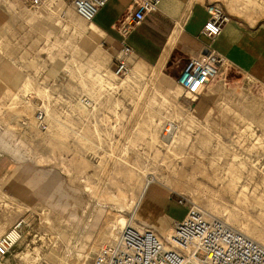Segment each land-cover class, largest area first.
<instances>
[{
    "label": "rangeland",
    "instance_id": "rangeland-1",
    "mask_svg": "<svg viewBox=\"0 0 264 264\" xmlns=\"http://www.w3.org/2000/svg\"><path fill=\"white\" fill-rule=\"evenodd\" d=\"M201 1L220 5L232 18L247 22L254 18L264 24V8L254 4L230 12L224 0ZM71 2L48 0L34 8L30 0H0V161L10 164L2 176L7 185H0V236L22 222L23 237L0 258V264H88L101 246L112 242L108 222L120 216L164 237L145 206L134 216L128 202L139 196L144 174L148 183L156 180L178 199L188 200L186 206L195 204L264 245L263 86L225 65L210 83L223 85L229 96L205 100L202 95L191 100L182 93V115L192 113L200 103L201 116L205 114L207 120L200 122L204 129L191 127L192 142L168 152L183 120L172 117L168 105L161 106V96L175 87V77L189 58L177 49L163 67L172 86L158 87L151 78L120 86L132 76L134 58L130 57L127 75L112 79L109 71L115 72L117 54L110 56L98 34L83 35L74 29V20L83 26L87 23ZM137 65L144 68L140 62ZM95 71L118 88H100L91 76ZM25 82L29 83L26 91ZM256 100L261 104H253ZM226 106L263 139L253 145L248 132H241L245 124ZM207 130L231 147L221 154L214 136L210 145L196 141L197 136L207 137ZM236 152L243 157L245 169L235 191L249 183L250 191L255 190L250 204L236 201L227 189L226 169ZM68 212H76L84 223L72 220Z\"/></svg>",
    "mask_w": 264,
    "mask_h": 264
},
{
    "label": "built area",
    "instance_id": "built-area-1",
    "mask_svg": "<svg viewBox=\"0 0 264 264\" xmlns=\"http://www.w3.org/2000/svg\"><path fill=\"white\" fill-rule=\"evenodd\" d=\"M48 0H30V6L38 8ZM108 0H72L78 15L93 21L97 12ZM160 0H132L129 13L115 26L124 39L129 30L157 12ZM208 20L201 35L214 41L221 33L230 16L218 4H206ZM115 57V72L125 76L129 72L132 49L121 42ZM201 58H189L178 72L175 81L183 94L191 100L201 97L209 83L217 76L224 57L205 48ZM85 105L88 104L85 102ZM42 119V114H38ZM179 204L188 200L181 197ZM21 224H13L0 236V258L10 252L21 235ZM199 254H202L199 256ZM88 264H264V246L241 234L224 221L207 217L200 208L190 205L184 218L173 227V234L165 239L151 228H135L128 225L122 229L112 244L99 249Z\"/></svg>",
    "mask_w": 264,
    "mask_h": 264
},
{
    "label": "crops",
    "instance_id": "crops-1",
    "mask_svg": "<svg viewBox=\"0 0 264 264\" xmlns=\"http://www.w3.org/2000/svg\"><path fill=\"white\" fill-rule=\"evenodd\" d=\"M224 1L230 12L248 9L253 4L264 8V2L259 0ZM189 3L190 0H160L157 12L131 28L124 39L115 26L129 13L132 0H108L94 16L92 23L99 31L100 43L110 51H107L110 56L111 52L117 54L120 42L124 40L132 49L131 57L137 62L140 59V63L155 64L167 49L164 65L167 67L177 49L188 58L199 60L205 48H210L225 58V65H231L264 88V24H258L254 18L247 22L230 16L220 35L214 41H209L201 35L208 20L206 3L201 0ZM9 167L10 164L0 161V185H7V179L2 176ZM14 177L10 180L11 185ZM144 193L145 207L152 214L156 230L166 231L184 218L187 206L179 204L178 197L160 182L149 181Z\"/></svg>",
    "mask_w": 264,
    "mask_h": 264
},
{
    "label": "bare ground",
    "instance_id": "bare-ground-1",
    "mask_svg": "<svg viewBox=\"0 0 264 264\" xmlns=\"http://www.w3.org/2000/svg\"><path fill=\"white\" fill-rule=\"evenodd\" d=\"M194 2V0H190V3ZM189 3V4H190ZM42 6V5H41ZM40 6H38L39 8ZM232 12V11H231ZM80 18H82L87 24L85 26H83L81 23L79 24V22H77V20H74L75 23V26H74V29L76 31H78L79 33L81 34H90V35H93V34H99V31L98 29L95 27V25L92 23V21H87L85 20L83 17H81L80 15H78ZM167 55H168V51L167 49H165L163 51V53L161 54V56L159 57V60L155 63V64H146V63H142L144 68H140L137 63L139 64V61H135L134 60V65H133V74L132 76H127L124 80L121 81L120 83V86L122 85H126L128 86L129 83L131 82H134V80L136 79H142V78H151V82L153 85H157L158 87H163L164 84H168L170 86H172L173 82L171 80H167L165 78V75L163 73V67L165 65V62H166V59H167ZM197 60V59H195ZM136 63V64H135ZM223 66H225V60L223 61V63L221 64V66L219 68H222ZM93 70V69H92ZM91 71V70H90ZM105 72V71H104ZM226 72V71H225ZM109 74L111 75V78L112 79H115L116 76H118L116 74V72H111L109 71ZM89 75H91V73H89ZM93 80H95V83L96 85H98L100 88H106L108 90H115L116 88H118L119 85H117L116 83H114L112 80L110 79H107V78H104L103 75L97 71L94 72L93 75ZM119 77V76H118ZM175 81V80H174ZM28 86H29V83H24L23 84V87L26 90H28ZM152 89V88H151ZM183 89L181 88V86L178 85V83L175 81V87H170L166 90H164V93L163 95L161 96L162 98V104L161 106H166L168 105L171 110H172V117L174 118H179L181 117V119L183 120V124H182V128H181V131H179V135L177 137H174L173 140L171 141L170 143V146H169V150L168 152H172L173 151V148L175 146H180V148H183L184 146L188 145V143L191 141V136H190V129L192 126H198V128L202 127L200 122L201 121H204L207 120L205 118V114L201 116V109L198 108V106L200 107V103H198V106H196V108L194 109V111L190 114H186V115H182V105L181 103H179V97L181 96V94L183 93ZM91 94V91H89V95ZM229 93L223 89V85H216L215 87L211 85V83H209V85L207 86V89L206 91L204 92L203 96L205 97V100L207 97H211V96H220V95H224V96H229L228 95ZM14 98H17V96L15 95ZM117 101V102H116ZM114 101V104L117 105L119 103L118 100ZM150 101V100H149ZM155 102V101H154ZM253 104L255 105H258V104H261L260 101H254ZM143 105V104H142ZM226 108H229L231 109L232 113L234 114L235 116V119L236 120H240L242 123H244V128L241 129L243 131H247L248 132V137L252 138L254 143L253 145L257 144L258 141L260 139H263L262 137L256 135L254 133V131L252 130L251 126H250V123L248 121H246L245 119H243V117H241V115H239L235 110H233L231 107H228L226 106ZM186 112V111H185ZM158 113V112H157ZM206 115H207V112H206ZM149 124V123H148ZM158 125H152L151 127L153 128H156ZM204 127V126H203ZM202 127V128H203ZM149 129V128H148ZM204 129V128H203ZM205 129H208V128H205ZM168 131V128L166 129ZM206 135L207 137H201V136H197L195 137L196 138V141H199V142H202L204 141L203 143H205L206 145H210L211 144V140L214 139L213 136L215 137L214 140H216V150L221 151V154H224V151L225 150H228L229 147H231V145H227L225 144L222 140H221V137L218 136V135H213V133L209 130L206 131ZM201 140V141H200ZM238 140V139H237ZM194 141V140H193ZM192 142V141H191ZM204 144V145H205ZM214 145V146H215ZM243 145V144H242ZM250 146V145H249ZM252 146V145H251ZM256 147V146H254ZM191 148H193V145H191ZM250 148V147H249ZM215 149V148H214ZM234 149V148H233ZM245 149V148H244ZM196 150V149H195ZM248 150V149H247ZM248 153V152H247ZM201 154V153H200ZM211 154V153H210ZM227 154V153H226ZM203 155V154H201ZM207 155V154H206ZM205 155V156H206ZM211 156V155H209ZM224 156V155H223ZM208 157V156H207ZM206 157V158H207ZM201 158V157H200ZM203 158V157H202ZM216 158V157H214ZM223 158V157H222ZM204 159V158H203ZM249 159V158H248ZM213 160V159H212ZM217 160V159H216ZM232 163L230 164L229 168L226 169V172H227V176L229 178V185L227 187V189L230 191V193H233L234 195H236V201H242L244 202L245 204H250L252 199L251 197H255V190L253 189L252 191H250L249 189V183H245L241 186V188L239 189V192L236 194V188L238 187V182L240 181L241 179V176L243 174V170L245 169L244 168V163H243V157L240 155V154H237L236 153H233L232 155ZM246 161V160H245ZM250 162V161H249ZM248 162V163H249ZM212 163V161H211ZM216 163V162H215ZM209 164V163H208ZM215 165V169L214 170H218L217 167L218 165L217 164H213ZM212 165V166H213ZM131 167V166H130ZM209 168V167H208ZM132 170H135L136 168H133L131 167ZM176 169V168H175ZM206 170V169H205ZM205 170L203 173H205ZM212 170V169H211ZM253 172L255 173V171L253 170ZM249 173L248 175L250 177H252V175L254 173ZM129 173V172H128ZM202 173V172H201ZM212 173V172H211ZM208 177V176H207ZM144 178H145V181H144V184L140 190V194L137 198H134V197H131L130 200L128 201L130 204L133 205V215H138L141 211V207H144L145 206V201H144V192L146 190V186L148 185V180H146V175L144 174ZM219 178V177H218ZM225 178V177H224ZM213 179V178H212ZM214 180V179H213ZM212 180V181H213ZM250 180L252 181L253 178H250ZM218 183V182H216ZM261 185L264 186V179H262L261 181ZM255 186H258L257 184ZM0 190L1 187H0ZM211 191V190H210ZM228 191V192H229ZM131 192V191H130ZM176 193V192H175ZM249 193H251V196L249 195ZM131 196V195H130ZM197 196V195H196ZM129 197V196H128ZM129 199V198H128ZM196 199V198H195ZM260 203H262L261 201V198L259 197L258 198ZM264 203V202H263ZM98 205H102L101 203ZM129 204H127L128 206ZM195 205V204H194ZM130 206V205H129ZM196 206V205H195ZM198 207V206H196ZM200 208V207H198ZM143 209V208H142ZM145 209V208H144ZM200 210L203 212V214H205V216L207 217H214L212 216L211 214H207L205 213V209H201ZM68 211H71V210H68ZM69 213V216L70 218H72V220H77V223H84V221L82 220L81 216H79L76 212L74 213ZM210 213V212H209ZM145 214V213H144ZM149 215H151V212L148 211ZM139 216V215H138ZM216 218V217H214ZM219 219V218H217ZM221 220V219H219ZM223 221V220H222ZM86 224V223H85ZM84 224V225H85ZM108 236L111 237V243L109 244H112L113 242L116 241V239L118 238L119 236V233L122 231V229L128 225H133L134 227L137 226L136 224L130 222L129 220H127V218L125 219L124 217L120 216L119 218L115 219L113 222H108ZM227 224V223H226ZM87 225V224H86ZM230 226V225H229ZM138 227V226H137ZM142 227V226H141ZM231 227V226H230ZM119 229V233L116 234L115 230L116 229ZM233 228V227H232ZM235 228V227H234ZM242 229H244L242 227ZM236 230V229H235ZM239 232V231H238ZM241 233V232H240ZM163 234H164V237L165 239L169 238V236H171L173 234V228H169L168 230L166 231H163ZM242 234V233H241ZM245 236H247L248 238L254 240L255 242L261 244V242L259 241V239L257 237H251V236H248V234H243ZM20 238H23L21 235H20ZM20 238L17 240L16 244H18L20 242ZM262 246H264L263 244H261ZM103 247V246H101ZM100 247V248H101ZM99 248V249H100ZM74 250V249H73ZM26 251V250H25ZM86 255L90 256L89 254H87L86 252ZM86 257V256H85ZM84 257V258H85ZM2 262V261H1ZM6 262V261H5ZM84 262V261H83Z\"/></svg>",
    "mask_w": 264,
    "mask_h": 264
}]
</instances>
